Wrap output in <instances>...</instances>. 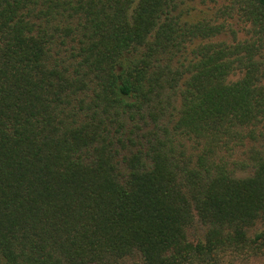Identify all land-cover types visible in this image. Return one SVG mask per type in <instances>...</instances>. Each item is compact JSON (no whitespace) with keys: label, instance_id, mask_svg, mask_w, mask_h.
Here are the masks:
<instances>
[{"label":"trees","instance_id":"1","mask_svg":"<svg viewBox=\"0 0 264 264\" xmlns=\"http://www.w3.org/2000/svg\"><path fill=\"white\" fill-rule=\"evenodd\" d=\"M262 247L264 0H0V264Z\"/></svg>","mask_w":264,"mask_h":264},{"label":"rangeland","instance_id":"2","mask_svg":"<svg viewBox=\"0 0 264 264\" xmlns=\"http://www.w3.org/2000/svg\"><path fill=\"white\" fill-rule=\"evenodd\" d=\"M260 251L262 252L258 256H255V257L249 256L250 258L246 260H240V259L235 258L232 263H228V264H264V247H262ZM132 260L133 259L128 260L127 264H130Z\"/></svg>","mask_w":264,"mask_h":264}]
</instances>
